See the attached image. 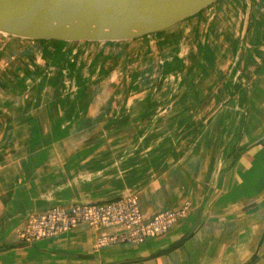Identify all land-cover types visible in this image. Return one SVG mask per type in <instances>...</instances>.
I'll list each match as a JSON object with an SVG mask.
<instances>
[{
    "label": "crops",
    "instance_id": "0c3cea01",
    "mask_svg": "<svg viewBox=\"0 0 264 264\" xmlns=\"http://www.w3.org/2000/svg\"><path fill=\"white\" fill-rule=\"evenodd\" d=\"M182 31L193 33L170 54L189 44L196 56L185 101L167 105L148 87L114 100L101 77L61 102L15 64L22 52L87 50H14L15 79L0 69V264H264V0H227ZM128 193L147 220L186 203L189 214L139 246L95 250L112 230L87 225L30 244L15 236L52 206Z\"/></svg>",
    "mask_w": 264,
    "mask_h": 264
},
{
    "label": "water",
    "instance_id": "95a60500",
    "mask_svg": "<svg viewBox=\"0 0 264 264\" xmlns=\"http://www.w3.org/2000/svg\"><path fill=\"white\" fill-rule=\"evenodd\" d=\"M226 1L0 0V47L78 51L126 46L207 22Z\"/></svg>",
    "mask_w": 264,
    "mask_h": 264
},
{
    "label": "rangeland",
    "instance_id": "374dc122",
    "mask_svg": "<svg viewBox=\"0 0 264 264\" xmlns=\"http://www.w3.org/2000/svg\"><path fill=\"white\" fill-rule=\"evenodd\" d=\"M183 33L181 38L177 36L180 34L177 32L110 49L90 48L87 52L42 53L46 58L34 52H22L20 59L16 60H21L23 66L18 62L14 64L20 69V77L25 75L24 71L35 73L37 83L43 84L47 96L58 99L63 93L61 102L68 99L71 101L70 98L75 97V91L86 82H89V85L95 82L97 85V77H101L98 86L105 87L106 92H111L110 95L115 96L114 100L121 101L125 96L124 92L115 95V91L127 87H148L155 88L154 98L163 100L165 105L170 102L179 103L185 101L189 87L188 61L196 56L194 48L189 44L184 47L185 52L182 50L178 60L170 54L169 50H173L175 39L188 41L193 32ZM4 49H8L9 59L2 62L0 58V69L10 71L15 79L16 75L12 73L14 60L11 58L16 57V51L12 48H1L0 54ZM72 90L74 92H71ZM108 95L105 93L100 96L105 98Z\"/></svg>",
    "mask_w": 264,
    "mask_h": 264
},
{
    "label": "built area",
    "instance_id": "2783aa9c",
    "mask_svg": "<svg viewBox=\"0 0 264 264\" xmlns=\"http://www.w3.org/2000/svg\"><path fill=\"white\" fill-rule=\"evenodd\" d=\"M138 201L136 193H128L93 205L50 207L30 215L24 225L15 230V236L19 242L32 243L87 225L96 232L112 230L97 238L95 250L110 245L139 246L149 239L163 236L174 223L189 214L190 205L186 203L175 211L161 212L147 220L140 213Z\"/></svg>",
    "mask_w": 264,
    "mask_h": 264
},
{
    "label": "trees",
    "instance_id": "16d2710c",
    "mask_svg": "<svg viewBox=\"0 0 264 264\" xmlns=\"http://www.w3.org/2000/svg\"><path fill=\"white\" fill-rule=\"evenodd\" d=\"M176 247H177V245L173 246L172 249H173V248H176Z\"/></svg>",
    "mask_w": 264,
    "mask_h": 264
}]
</instances>
